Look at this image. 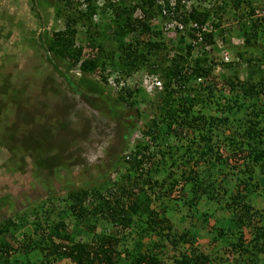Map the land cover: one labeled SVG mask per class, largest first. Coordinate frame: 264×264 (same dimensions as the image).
Masks as SVG:
<instances>
[{
    "label": "trees",
    "instance_id": "16d2710c",
    "mask_svg": "<svg viewBox=\"0 0 264 264\" xmlns=\"http://www.w3.org/2000/svg\"><path fill=\"white\" fill-rule=\"evenodd\" d=\"M172 1L173 6L165 0L168 15L157 0L54 2L55 26L45 42L48 61L74 72L61 74L74 91L79 83L95 95L108 87L114 107L128 111L121 123L140 137L114 167L101 172L102 187H69L66 199L49 195L2 220L0 264L264 260V0ZM172 18L182 30H165ZM233 38L238 43L232 44ZM111 72L118 78L112 80ZM139 72L159 81L152 96L125 85L112 88L110 80L119 85ZM105 101L100 96L95 103L100 110L114 108ZM142 103L149 104L145 112L138 108ZM41 126L35 130L44 135L33 137L53 154L36 156V165L61 173L71 163L61 150L66 142L54 139L52 125ZM61 200L67 201L62 208ZM154 201L167 202L182 222L188 219L182 210L204 203L200 228L191 223L179 231L151 207ZM3 202L12 208L13 202ZM201 229L218 243L215 252L196 245ZM244 229L251 231L249 240Z\"/></svg>",
    "mask_w": 264,
    "mask_h": 264
},
{
    "label": "rangeland",
    "instance_id": "374dc122",
    "mask_svg": "<svg viewBox=\"0 0 264 264\" xmlns=\"http://www.w3.org/2000/svg\"><path fill=\"white\" fill-rule=\"evenodd\" d=\"M57 1L0 0V222L7 216L22 214L24 209L33 207L49 195L66 199L69 187L101 186V172L114 167L119 161L118 157L125 151L129 152L132 143L140 137L136 130L128 131L121 123V114L127 116L128 111L122 113L114 107V95L106 92L108 87H104L106 90L102 87V95H95L87 91L90 88L86 89L81 83L77 86L73 80L76 85L74 91L61 75L68 73L72 76L74 72L69 74L71 71L59 64L55 69L48 61L45 42L55 26L53 5ZM61 24L58 22L56 28H61ZM236 42L234 38L231 41L232 44ZM216 43L220 45L221 41L218 39ZM147 77V73L139 72L129 79H121L120 84L115 83L116 86L112 88L119 89L125 85L131 89H142ZM110 78L115 80L118 75L111 72ZM100 96L106 100L104 105L110 102L114 108L106 109L105 105L100 110L98 103H95ZM148 106L142 103L138 108L140 112H145ZM46 124L52 125L54 139L66 142L61 147V150L65 148L64 155L70 154L71 163L61 173L55 174V170L51 169L42 170L40 165H36L39 159L36 156L53 154L45 148L46 145L38 147L36 137H33L34 132L44 135L43 131L35 129ZM35 146L36 149H33ZM33 152L36 155L31 154ZM48 165L52 167V161ZM174 170L178 173L181 168ZM50 171L51 174H48ZM7 200L13 202L12 208L3 202ZM66 202L61 200L58 207L66 206ZM163 203L154 201L151 207L161 216L165 214L176 229H189L191 223L200 228L204 203L200 202L197 209L187 213L182 210L180 215L188 214V219L183 222L180 221L183 220L182 216L170 211L167 202ZM261 203L263 205V201L258 200V204ZM212 212L215 218H220V211ZM30 218L32 216L29 215ZM210 221L212 224L214 218ZM208 230L210 227L206 226L205 231ZM205 231L201 229L196 245L205 253L215 252L218 243L212 242ZM25 232L31 233L29 227ZM244 236L247 240L252 237L250 229H244ZM229 258L232 262L239 260L238 257L235 260L231 256ZM34 259L31 258L37 262ZM57 264H68V261L63 259ZM261 264H264V260Z\"/></svg>",
    "mask_w": 264,
    "mask_h": 264
},
{
    "label": "built area",
    "instance_id": "2783aa9c",
    "mask_svg": "<svg viewBox=\"0 0 264 264\" xmlns=\"http://www.w3.org/2000/svg\"><path fill=\"white\" fill-rule=\"evenodd\" d=\"M171 3L170 5H174V2L172 0H170ZM157 4L162 8V14L163 15H168V11L166 9H164L165 7V0H157ZM188 4V3H187ZM171 14V12L169 13ZM192 26H196L195 24H192ZM165 30H174V29H179V30H182L183 29V25L178 23L177 21H175L173 18H172V21L169 22V23H166L165 26H164ZM223 55V53H222ZM224 56V55H223ZM224 60H228V57L225 56L224 57Z\"/></svg>",
    "mask_w": 264,
    "mask_h": 264
},
{
    "label": "clouds",
    "instance_id": "9594fccd",
    "mask_svg": "<svg viewBox=\"0 0 264 264\" xmlns=\"http://www.w3.org/2000/svg\"><path fill=\"white\" fill-rule=\"evenodd\" d=\"M145 80H147V82L146 83L144 82L142 90L148 96H152L154 90L160 86V83L155 77H151V76L145 78ZM110 82H111L113 87L116 86L115 82H113V81H110Z\"/></svg>",
    "mask_w": 264,
    "mask_h": 264
}]
</instances>
